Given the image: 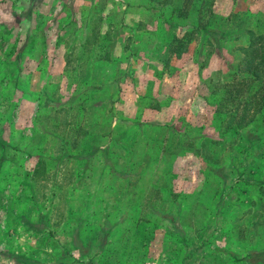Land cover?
Instances as JSON below:
<instances>
[{
  "label": "rangeland",
  "instance_id": "1",
  "mask_svg": "<svg viewBox=\"0 0 264 264\" xmlns=\"http://www.w3.org/2000/svg\"><path fill=\"white\" fill-rule=\"evenodd\" d=\"M168 1L0 0V264H264V0Z\"/></svg>",
  "mask_w": 264,
  "mask_h": 264
},
{
  "label": "trees",
  "instance_id": "2",
  "mask_svg": "<svg viewBox=\"0 0 264 264\" xmlns=\"http://www.w3.org/2000/svg\"><path fill=\"white\" fill-rule=\"evenodd\" d=\"M156 1L158 2V0ZM179 1L181 2L180 5H177V7L174 8L176 13L175 17L177 18H181L185 16V12L188 10V5H190L191 3V0H179ZM169 2L170 0L167 3ZM102 7H106V4H102ZM203 10L205 11V9ZM202 23L203 21L198 18L197 24L194 25L195 26L194 31H198V29H200L201 31L203 30L204 32H207L210 35V38L214 40V44H216V46L226 35V33L228 34V32L226 33L220 32L214 28L205 29ZM183 32L184 31H181L179 32V34H182ZM191 34L192 33L185 32V34H182L180 37L175 36L173 38V42L177 43L175 50H177L178 56H180V52H181L178 49V44L186 40L185 41L186 45L184 46L189 45L191 40ZM217 36L220 38L219 39L220 41L217 39ZM260 39H262V36H255V34H252L250 38H248L247 45L240 49L242 52L241 53L242 58L240 59L239 63H237L234 67L231 68L233 70V74H230L229 77H232V80L227 81L222 85V87L224 88V92L222 96L228 97L227 98L228 101L241 104L238 107L241 111L244 112H242L239 115V119L236 120V123L239 124L240 126H245L249 124V118H250L249 109H248L249 105H247L244 101H242L244 97L242 96V91L240 87H244L247 84L250 85L253 83L258 84V89L255 90L253 94L250 96L254 102L259 104L257 108L253 106L254 112H258L264 103V43L257 44V41H259ZM183 48L186 49L185 47ZM238 101H240L241 103H239ZM236 116H238V114Z\"/></svg>",
  "mask_w": 264,
  "mask_h": 264
},
{
  "label": "crops",
  "instance_id": "3",
  "mask_svg": "<svg viewBox=\"0 0 264 264\" xmlns=\"http://www.w3.org/2000/svg\"><path fill=\"white\" fill-rule=\"evenodd\" d=\"M132 5V4H131ZM135 5H139V4H135ZM132 8L130 9H133V10H128L125 14V19L129 22H133V23H139V21L142 20V17L140 15V10L139 8H134V6H131ZM131 14V15H129ZM132 14H139V16H134Z\"/></svg>",
  "mask_w": 264,
  "mask_h": 264
}]
</instances>
